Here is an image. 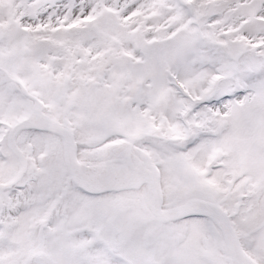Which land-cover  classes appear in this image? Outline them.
I'll return each instance as SVG.
<instances>
[{
    "label": "snow or ice",
    "instance_id": "obj_1",
    "mask_svg": "<svg viewBox=\"0 0 264 264\" xmlns=\"http://www.w3.org/2000/svg\"><path fill=\"white\" fill-rule=\"evenodd\" d=\"M0 264H264V0H0Z\"/></svg>",
    "mask_w": 264,
    "mask_h": 264
}]
</instances>
